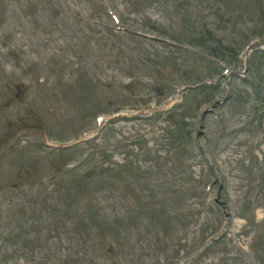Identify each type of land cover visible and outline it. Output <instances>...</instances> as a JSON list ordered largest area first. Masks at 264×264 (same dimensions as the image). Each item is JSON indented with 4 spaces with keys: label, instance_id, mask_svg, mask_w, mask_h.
<instances>
[{
    "label": "rangeland",
    "instance_id": "obj_1",
    "mask_svg": "<svg viewBox=\"0 0 264 264\" xmlns=\"http://www.w3.org/2000/svg\"><path fill=\"white\" fill-rule=\"evenodd\" d=\"M263 29L264 0H0V264H192L202 219L254 250L244 262L226 236L199 264H264V157L250 146L264 89L235 79L211 113L198 91L152 116L173 87L211 77L203 49L231 56ZM261 70L264 57L248 79Z\"/></svg>",
    "mask_w": 264,
    "mask_h": 264
}]
</instances>
